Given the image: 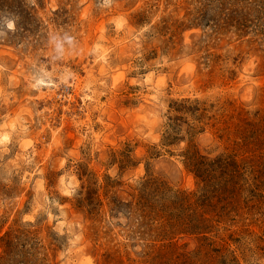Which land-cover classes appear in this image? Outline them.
I'll use <instances>...</instances> for the list:
<instances>
[{
	"label": "rangeland",
	"instance_id": "1",
	"mask_svg": "<svg viewBox=\"0 0 264 264\" xmlns=\"http://www.w3.org/2000/svg\"><path fill=\"white\" fill-rule=\"evenodd\" d=\"M0 264H264V0H0Z\"/></svg>",
	"mask_w": 264,
	"mask_h": 264
}]
</instances>
